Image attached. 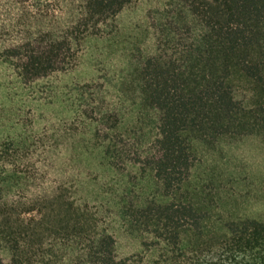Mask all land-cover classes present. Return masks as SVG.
Listing matches in <instances>:
<instances>
[{
    "label": "trees",
    "instance_id": "16d2710c",
    "mask_svg": "<svg viewBox=\"0 0 264 264\" xmlns=\"http://www.w3.org/2000/svg\"><path fill=\"white\" fill-rule=\"evenodd\" d=\"M135 1L0 0V264H264V191L192 180L195 142L264 143V0Z\"/></svg>",
    "mask_w": 264,
    "mask_h": 264
},
{
    "label": "rangeland",
    "instance_id": "374dc122",
    "mask_svg": "<svg viewBox=\"0 0 264 264\" xmlns=\"http://www.w3.org/2000/svg\"><path fill=\"white\" fill-rule=\"evenodd\" d=\"M144 1L146 0H136L124 14V20L135 18V8H139ZM87 54H90V49ZM0 70L3 71V67H0ZM7 75L8 73L0 72V121H6L13 112L16 113V121L21 120L17 113L24 117L25 113H28L27 105L25 102L22 104L19 90L12 85L13 83L10 84L11 80H7ZM6 84L7 90L4 89ZM193 149L195 153L193 184L203 192L209 205L228 208L230 204L236 202L235 207L241 214L251 204L256 210L262 203L259 199L264 191L262 141L257 137H223L212 143L195 142ZM100 216L102 217V214ZM109 218L112 219L111 216ZM134 248L133 242L124 237L120 238L118 251L121 255L129 253Z\"/></svg>",
    "mask_w": 264,
    "mask_h": 264
}]
</instances>
